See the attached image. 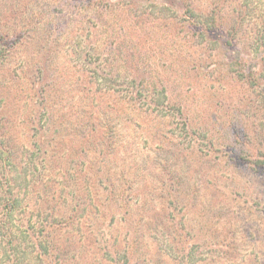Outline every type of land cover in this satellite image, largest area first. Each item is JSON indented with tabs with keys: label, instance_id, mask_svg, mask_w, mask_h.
I'll return each instance as SVG.
<instances>
[{
	"label": "rangeland",
	"instance_id": "obj_1",
	"mask_svg": "<svg viewBox=\"0 0 264 264\" xmlns=\"http://www.w3.org/2000/svg\"><path fill=\"white\" fill-rule=\"evenodd\" d=\"M2 225L0 264H264V0H0Z\"/></svg>",
	"mask_w": 264,
	"mask_h": 264
},
{
	"label": "trees",
	"instance_id": "obj_2",
	"mask_svg": "<svg viewBox=\"0 0 264 264\" xmlns=\"http://www.w3.org/2000/svg\"><path fill=\"white\" fill-rule=\"evenodd\" d=\"M14 204H15L14 201H11V203H9V202L8 203L7 202L4 203V207L7 208V212L8 213H10L8 206L9 207H11V206L14 207ZM9 229H10V231H9ZM9 229H8V226L2 225L0 230H2L1 233L3 232L6 236H11L10 233H11V230L12 229L11 228H9ZM28 229H29V231H33V235L34 236H37V237H34L35 238V241L33 243H34V245L37 246V253H38V251H39L38 249L40 248V246H42V239H40V238L38 239V235L36 234V230H32V229H35L34 227H30L29 226ZM45 230H46V227L38 229L37 231L39 233V236L49 237V234ZM9 244H10L11 247H13V249H15V247L18 248V246L21 245V241L18 240V238L17 239H8L5 242V245H9ZM40 256L41 255H39V257Z\"/></svg>",
	"mask_w": 264,
	"mask_h": 264
}]
</instances>
